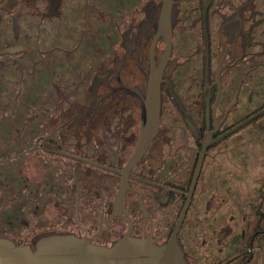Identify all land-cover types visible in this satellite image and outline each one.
Returning a JSON list of instances; mask_svg holds the SVG:
<instances>
[{
	"label": "flooded vegetation",
	"instance_id": "1",
	"mask_svg": "<svg viewBox=\"0 0 264 264\" xmlns=\"http://www.w3.org/2000/svg\"><path fill=\"white\" fill-rule=\"evenodd\" d=\"M263 109L264 0H0V237L264 264Z\"/></svg>",
	"mask_w": 264,
	"mask_h": 264
},
{
	"label": "water",
	"instance_id": "2",
	"mask_svg": "<svg viewBox=\"0 0 264 264\" xmlns=\"http://www.w3.org/2000/svg\"><path fill=\"white\" fill-rule=\"evenodd\" d=\"M264 113V109L247 122ZM161 246L148 240L123 236L109 246H99L71 234L50 232L32 240V248L8 237H0V264H190L176 236Z\"/></svg>",
	"mask_w": 264,
	"mask_h": 264
},
{
	"label": "rangeland",
	"instance_id": "3",
	"mask_svg": "<svg viewBox=\"0 0 264 264\" xmlns=\"http://www.w3.org/2000/svg\"><path fill=\"white\" fill-rule=\"evenodd\" d=\"M261 121V120H260ZM259 121V122H260ZM258 122V123H259ZM253 141H250V145L247 149V153L246 155H255L256 157H259L261 156V158L264 159V129L263 131H261L260 133H258V135H254L253 138L251 139ZM233 150L230 149L228 151V153L225 155L226 157L224 158V162L225 164L230 161L231 159V152ZM229 165V162L227 163ZM203 240H206V239H203Z\"/></svg>",
	"mask_w": 264,
	"mask_h": 264
}]
</instances>
